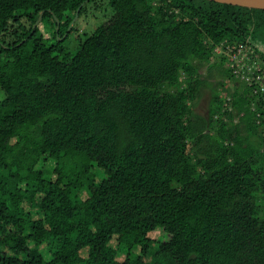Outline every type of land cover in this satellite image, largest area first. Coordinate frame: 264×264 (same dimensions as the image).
I'll list each match as a JSON object with an SVG mask.
<instances>
[{
  "label": "trees",
  "instance_id": "1",
  "mask_svg": "<svg viewBox=\"0 0 264 264\" xmlns=\"http://www.w3.org/2000/svg\"><path fill=\"white\" fill-rule=\"evenodd\" d=\"M90 1L0 0V264H264V90L219 112L214 54L264 81V9L107 0L69 51Z\"/></svg>",
  "mask_w": 264,
  "mask_h": 264
},
{
  "label": "rangeland",
  "instance_id": "2",
  "mask_svg": "<svg viewBox=\"0 0 264 264\" xmlns=\"http://www.w3.org/2000/svg\"><path fill=\"white\" fill-rule=\"evenodd\" d=\"M111 13L112 11L107 5V0H92L89 3H86L85 10L78 17L76 15L72 21V24H74V30L71 31V33L63 42L65 47H67L69 51H72L75 47V44L77 43L76 41L78 38L82 39L84 35L93 30L95 26L108 19ZM38 27L42 31L44 36L49 38V32L51 31V24L49 23V21L40 20V22H38ZM229 49L223 48L222 45H218L214 49V54L216 57L219 55H224L226 57L223 65L228 68H233L230 77H222L220 79L222 80V82L220 83L221 85L216 88V91H218L217 93L220 96H226L224 100L226 102L225 106L220 108L219 112H221L224 108L229 109L228 102L231 98V92H233L234 90L240 91L244 85L246 86L253 82V84L255 85L253 86V92L264 90L263 74H260L259 77L256 74H253V68H256V65L259 63V61L257 64L255 62L251 67L246 63V60L249 59V55L245 50L241 48L237 49L234 52H231ZM245 54L247 57L245 56ZM205 65L206 64L204 63L197 65L199 73L204 74L203 72L205 71ZM209 96V87H202V89H200L199 96L194 101V111L203 117L207 116ZM253 104H255V99L252 100V106H254ZM233 121H236L235 117H233ZM41 164L44 167L51 169L53 162L50 160L39 161L37 166ZM30 211L32 212L33 210L30 209ZM149 236L160 238L162 240H165L167 238L166 234L159 229L152 232ZM39 250L44 254V256L46 255L44 247L42 245L39 246ZM133 251L137 252L136 246L133 247ZM118 258L120 259V256H118Z\"/></svg>",
  "mask_w": 264,
  "mask_h": 264
},
{
  "label": "water",
  "instance_id": "3",
  "mask_svg": "<svg viewBox=\"0 0 264 264\" xmlns=\"http://www.w3.org/2000/svg\"><path fill=\"white\" fill-rule=\"evenodd\" d=\"M214 2H219V3H225V4H231V5H237V6H243V7H249V8H259V9H264V0H211ZM77 10H75L74 16L72 20L69 22V25L67 29L71 26L73 19L75 18L77 14ZM41 14V13H40ZM40 18V15L37 19ZM57 29V26L55 28V31Z\"/></svg>",
  "mask_w": 264,
  "mask_h": 264
}]
</instances>
